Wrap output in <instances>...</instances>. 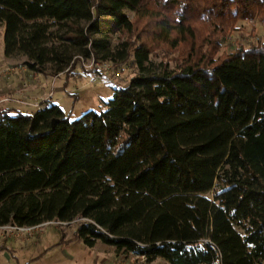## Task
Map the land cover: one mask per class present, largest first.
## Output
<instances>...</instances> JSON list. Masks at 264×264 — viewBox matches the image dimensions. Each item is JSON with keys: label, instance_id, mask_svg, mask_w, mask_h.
<instances>
[{"label": "trees", "instance_id": "16d2710c", "mask_svg": "<svg viewBox=\"0 0 264 264\" xmlns=\"http://www.w3.org/2000/svg\"><path fill=\"white\" fill-rule=\"evenodd\" d=\"M254 22L264 0H0L5 54L31 71L69 73L71 47L107 58L114 35L139 70L78 120L49 99L0 112V228L75 223L147 264H264V43L224 49Z\"/></svg>", "mask_w": 264, "mask_h": 264}, {"label": "rangeland", "instance_id": "374dc122", "mask_svg": "<svg viewBox=\"0 0 264 264\" xmlns=\"http://www.w3.org/2000/svg\"><path fill=\"white\" fill-rule=\"evenodd\" d=\"M239 27L224 42L228 52L239 44L247 47L258 39L264 43V24L244 23ZM71 31L69 27L60 29L62 34ZM121 43L118 35L112 36L109 56L103 58L104 53L98 54L95 63L93 59H80L77 49L71 47L69 53L74 65L69 73L57 75L53 66L47 65L41 74L29 69L27 58L6 56L3 27L0 30V112L12 109V115L17 111L33 114L39 110L33 105L45 99H49L48 104L60 106L71 121L90 111H104L105 102L114 97L115 89L127 88L131 79L139 74L132 66L133 59L124 61L117 56ZM161 60V55L152 58L155 70H159ZM30 89L35 94L28 96ZM76 230L75 223L61 222L33 228H0V264H147L142 258L119 256L114 247L102 243L89 248L82 240L74 239ZM151 264L167 263L158 259Z\"/></svg>", "mask_w": 264, "mask_h": 264}, {"label": "built area", "instance_id": "2783aa9c", "mask_svg": "<svg viewBox=\"0 0 264 264\" xmlns=\"http://www.w3.org/2000/svg\"><path fill=\"white\" fill-rule=\"evenodd\" d=\"M93 62L95 63V60L93 59ZM48 99H45L41 104L40 103H36L33 106L36 108H40L44 103H46ZM20 229V228H19ZM143 260H145L144 258H142Z\"/></svg>", "mask_w": 264, "mask_h": 264}, {"label": "crops", "instance_id": "0c3cea01", "mask_svg": "<svg viewBox=\"0 0 264 264\" xmlns=\"http://www.w3.org/2000/svg\"><path fill=\"white\" fill-rule=\"evenodd\" d=\"M32 89H34V88H32ZM28 90H29V89H28ZM28 90H27V91H28ZM40 90H41V89H40ZM31 91H33V90L30 89V92H28V93H26V94H28V96H29V95H32V94H35V92H31ZM119 256H130V257H133L132 255H119ZM135 258H137V257H135Z\"/></svg>", "mask_w": 264, "mask_h": 264}]
</instances>
